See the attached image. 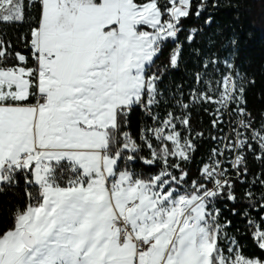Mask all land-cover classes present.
Instances as JSON below:
<instances>
[{
	"label": "snow or ice",
	"instance_id": "snow-or-ice-1",
	"mask_svg": "<svg viewBox=\"0 0 264 264\" xmlns=\"http://www.w3.org/2000/svg\"><path fill=\"white\" fill-rule=\"evenodd\" d=\"M219 6L0 0V264H264V108Z\"/></svg>",
	"mask_w": 264,
	"mask_h": 264
},
{
	"label": "trees",
	"instance_id": "trees-1",
	"mask_svg": "<svg viewBox=\"0 0 264 264\" xmlns=\"http://www.w3.org/2000/svg\"><path fill=\"white\" fill-rule=\"evenodd\" d=\"M219 3V8L213 9V23L208 27L205 26V32L214 36L216 48L221 55L234 52L236 63L249 75L255 77L256 85L248 93L249 106L256 109L264 108V105L258 102V97L264 93V3H260V0H220ZM200 22L203 25V20ZM14 28L15 26L0 25V29H6L9 36L13 35ZM232 41H235V44ZM139 115L137 112L132 117L133 131L136 130ZM198 120V117L193 120L197 130L208 127L207 116H203L202 123H198ZM210 147V144H203L196 160L206 157ZM195 169L194 164L193 174ZM23 202L22 192H18L15 196L9 194L0 198V226L4 228L11 226L12 221L8 216L9 207L17 203L22 206ZM224 214L231 218L227 211ZM241 242L247 255H262L250 238L243 237Z\"/></svg>",
	"mask_w": 264,
	"mask_h": 264
},
{
	"label": "rangeland",
	"instance_id": "rangeland-1",
	"mask_svg": "<svg viewBox=\"0 0 264 264\" xmlns=\"http://www.w3.org/2000/svg\"><path fill=\"white\" fill-rule=\"evenodd\" d=\"M167 54V53H166ZM165 54V55H166ZM185 73L183 71V68L180 71L173 72L168 79L175 81L176 83H180L184 80Z\"/></svg>",
	"mask_w": 264,
	"mask_h": 264
},
{
	"label": "built area",
	"instance_id": "built-area-1",
	"mask_svg": "<svg viewBox=\"0 0 264 264\" xmlns=\"http://www.w3.org/2000/svg\"><path fill=\"white\" fill-rule=\"evenodd\" d=\"M219 2H220V0H219ZM210 11H211V13L213 14V9L210 10ZM197 23L200 24V25H202L200 21H198ZM207 27H208V26H207ZM181 39H183V36L181 37Z\"/></svg>",
	"mask_w": 264,
	"mask_h": 264
}]
</instances>
